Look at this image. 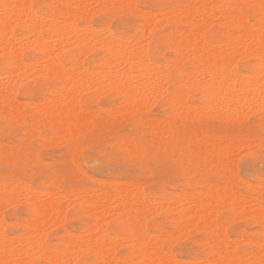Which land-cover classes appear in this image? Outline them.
<instances>
[{
    "label": "bare ground",
    "instance_id": "1",
    "mask_svg": "<svg viewBox=\"0 0 264 264\" xmlns=\"http://www.w3.org/2000/svg\"><path fill=\"white\" fill-rule=\"evenodd\" d=\"M31 1L32 0H0V56L4 58V64L8 68V70L6 71V75L3 74L5 76H0V106L2 104H5L6 107L4 108V112L6 113V115H9L12 118H16L18 116L20 117V106L14 99V95L21 89L24 92L27 91V86H24V84H27L30 78L34 79L35 84L39 86L42 85V78H46L49 81L51 80L53 82L56 81L59 83L58 85L53 84L52 88L50 89L53 97H51L52 95L49 96L51 98L47 97L49 99H45L47 100V103L45 102L46 104L43 101L44 99L42 100V104L45 105L42 106L46 107L48 113L47 117L50 119V122L51 120L63 122L67 121L76 124L80 121V119L82 118L81 112L88 111L85 108L84 110L83 108L79 107L80 101L78 94L82 89L83 91H85V89L99 90L103 88L116 90V93L121 96L122 102L126 103L128 109L130 107H136V105L138 104H144L147 99V101L151 102L149 99L153 98V94H157L156 96L160 97V95L164 93H166V95L169 96V99H171V106L186 105V102L184 103V101H186V98H184L185 100L182 102V96H178L177 91H172V89L168 87L165 88V83H168L169 85L176 84L177 86H182L184 84L187 85L188 83V85L191 86V83H193V89L197 87L198 84L196 83H199L200 87L198 86V88L196 89L200 88L203 91L205 97L207 99L210 98V100L208 99L209 101L207 102L211 101L216 105L218 103L217 96L219 97V95L224 96L225 94H230V98H227L228 96H225V100L222 99L223 102L221 101L222 96L218 98L222 102H219V108L223 109L224 112L228 114H233L236 111L235 107L237 106V111H240V104L245 105V109H247L245 110L246 112L252 111V109L251 111H248L249 108H251L249 107L250 104L254 106L257 103H261V106H263L262 104H264V20L262 17H259V22H257V24L250 23L246 18H244L246 14H240L237 8L233 4H231L229 0H185L186 4L184 5L180 3L179 0H172V7H170L171 9L167 11V14H170L171 16V21H169V24L172 23L173 26H175L173 29L174 31H176L175 35H172V42L165 40L161 36L154 37L153 29L155 28V26H158L159 24L161 25V23L152 25V22L154 20L153 15L156 13H153L151 11L150 14L153 13L151 16L148 13V10H146L147 12L145 11L143 13L142 10H138L135 7L133 3L134 0H91V2L95 3L93 4L94 7L93 5L91 6L93 12L105 13L106 9L108 8L111 10L132 8L134 9V12L136 11L138 14L143 15L145 19L144 22L140 25V29H138L134 35H130L129 37H120L116 34H113L107 26L103 27L102 25L103 28L100 27V29H96V27L94 28L93 26H91L90 23H88L89 16H92L89 12L91 9L88 10L89 8L87 7H89V2L87 3L86 0H47L46 3H48L49 5L47 13L48 16L45 17L47 18L46 20L41 19L42 14L40 13V11L35 10ZM70 8H72L73 10H69ZM164 10H166V8ZM254 10L256 15L262 14L264 16V0H260L259 5H256V8H254ZM161 11L160 15H162L163 17L164 13ZM156 15L159 16V14ZM159 17L157 19L161 18ZM163 18L167 17L165 16ZM215 19H217L216 21L220 24L223 23V25H225L226 28L230 30V32L224 33L223 36H220L217 29L211 28L212 24H214L215 22ZM218 19H221L222 23L218 21ZM76 20H81L86 23L84 24V26L80 27L76 23ZM162 23H164V21ZM17 25H21L25 29L23 35H18V37L16 36L15 32V27ZM150 25L152 29L148 30V27ZM205 28H207L206 31H208L207 35H205L206 33L203 32ZM146 32L147 36L149 35V39H151L153 42L155 41V43H166L170 45V48L174 52V55L176 57L175 59L173 58L174 62L176 61L175 63H171L170 60L160 61L158 59V51L155 48H152L150 46V43H147L148 39L145 41L146 43L143 42ZM220 41H222V43ZM159 46L162 47V45ZM27 47H30L32 51L40 55V57L36 59V63L34 66L32 64V62L34 61L31 62L32 67H30V65H27L30 67H27L28 69L26 68V64L28 62L26 63L22 59V50ZM94 49H100L102 51V55L99 58L100 69H97V71L86 69L81 60ZM249 55H254L258 58V62L256 64L254 63L255 65L252 73L253 76L249 74L252 76L250 80H248L249 78L244 79L242 74L244 72L240 73L235 63L236 59H244ZM186 59L190 61L193 67L192 70H184L183 61ZM15 71L16 73L18 72V74L15 73L14 76ZM12 75L13 77H16V79L12 78ZM188 85L186 86L187 89L182 91L183 94L184 91H188ZM192 88L191 90H193ZM77 92L79 93L77 94ZM194 92L196 91L194 90ZM186 94L188 93L186 92ZM186 94H184L183 97H185ZM150 95L152 97H150ZM122 102L120 107L124 105ZM119 103H117L118 105H116L115 103L117 107L114 106L115 108L111 109H117ZM192 104L196 103H191L190 105ZM190 105H186L185 107L182 106V108L184 107L185 109H183L186 110L187 106H189L190 108ZM36 106H40V108L42 107L38 103H36ZM259 106L260 105L257 106V109ZM135 107L132 109L135 110ZM192 108L193 109L191 110V112H194L195 106ZM200 108L201 110H203L202 106ZM208 108L210 109L211 107ZM219 108L218 110H220ZM89 109L91 110L92 108ZM106 109L109 108L106 107ZM130 109L129 113L131 111ZM146 109L148 110V107ZM183 109L181 110L184 111ZM259 109L262 110V107H259ZM242 110H244V108ZM173 111H176V109L174 108ZM199 111H195L194 115H196V112ZM89 112L90 111L86 112L87 114H83V116H87ZM191 112H188L189 116H193V113ZM210 112L211 114L213 113V111L211 110ZM224 112L221 113L225 115ZM180 114L182 115V117L185 115V113L183 112ZM213 114L215 116V112ZM225 116L227 117L228 115ZM125 117H127V115ZM229 117L230 116H228L227 118ZM239 117L240 119H242L241 115ZM186 118L190 119L187 116ZM223 119H225V117ZM234 119H238V117ZM59 133L60 132L56 134ZM232 142L231 145L234 144ZM248 143L249 142H247V144ZM215 145H217V143ZM231 145L230 148H232ZM235 146L237 147L236 144ZM254 146L255 145H253L252 147L255 148ZM132 147L130 148L132 149ZM250 149L251 148H249L248 150ZM129 151L134 153L135 150L132 151L129 149ZM233 154H230L231 157L234 156ZM231 157L228 155L230 161ZM200 160L201 159H199V161ZM4 180L6 181V179ZM5 181L2 182H4V184L8 182ZM129 183L131 184V182ZM135 183L137 185L139 184L137 182ZM8 184H11L10 181ZM8 184H5V186ZM125 184L126 181L122 185L123 187H121L122 190L119 189V193L116 191L119 194V196H116L118 197V202L116 203H114V199H110V194L112 193V191H110L109 187L108 189L104 187L100 188L99 190H101V192L98 190V192L100 193H98V195L96 194L97 197L92 196L91 193H89L91 195L87 196L83 194L84 196H86V198H83L85 199L84 203L80 205L85 210L83 211V213L86 212L88 213V216L90 215L89 217L92 218V223L84 226L81 235H78L79 233H75L78 236H75L76 239L73 240L71 239V236L74 233L71 234L70 231L68 232L65 230L59 237V243H51L47 240L49 233L47 232L46 227L48 226V224H52L51 220L53 221V218H55V216H63L61 217L63 219L65 215H67L68 206H65L64 202H62V196L64 194H61L60 196L58 195V193H52V195L45 193L38 196V193L36 194V191L34 189L32 190V186L30 187L31 189H29L23 184L26 187L23 189L21 183L18 186L15 184V189L14 187H7L6 189L4 186H2L4 187L2 188L4 190L0 189V202L15 204V202L18 201L19 203L20 201V203L24 205L26 210L25 212H27L29 218L27 217V221H25V223L23 221L24 224L20 225L21 228L18 229L17 234L11 236L6 232L7 230L5 229V226H7V224L5 225L6 222H4L5 220L2 216L3 212H0V264H116L121 257L117 256L115 253V249L117 248L116 244L118 245V243H123L130 249V252H128L130 254L128 256L125 255L130 258V261L127 264H180L179 260H171L172 255H169L170 251L166 253H169V256L165 255L164 257L162 248L158 243L154 242L152 233L148 231L147 224L144 220V218L146 217H144V215L147 214L146 203L149 204L148 202L150 201L144 199L145 197L142 196L141 192L135 191L136 189L132 190L130 187H126L127 184L126 186H124ZM255 184L256 183H254V185ZM226 185L228 186V184ZM259 185L261 186L256 187L255 185L253 188H251V190L255 193H264V184ZM16 186L21 187L22 192H19L20 188L18 189ZM135 186L136 185H134V187ZM124 187L128 189L123 190ZM16 189H18V192L15 191ZM227 189L228 190L225 189L222 192L219 191L220 193L216 192L214 189H211L210 191L212 192L210 197L206 199L204 197L197 199L195 198L194 201L189 200L190 202L188 201V203H185V200L183 199H179L184 203L180 204L179 202H177L179 206L173 205V207L176 206V209L170 208L169 206L171 205L169 202V208L165 205L166 208L164 209L162 208L164 206L161 207L162 204L160 206L158 205L159 208L161 207L162 209H164V211L167 209L166 211L168 213L176 214L175 217H172L175 219L177 229H185L186 232V228H188L189 230V227H195L194 229H197L198 231L203 230L207 235L211 236L210 239H208L211 251L210 255L207 257V259H205L206 261L203 260V263H200V260L198 261L197 259L194 262L192 260L189 264H264V256L262 255L263 253L261 254L262 250L264 249V245L260 246V244L264 241V199L263 197L258 196L247 197L245 195H241L242 193H239L235 186L230 188L228 187ZM39 191L41 192L42 190ZM43 192L44 191H42L41 193ZM94 192H92L93 195ZM116 192L114 194H117ZM76 195L74 196L75 198L78 197ZM70 196L72 197V195ZM70 196L68 195V197ZM82 197L80 196V198ZM212 197H217L221 203H225L235 216L238 215L239 218L240 216H243L242 218L248 217L252 219L253 222L257 221L261 223L260 230H258L259 228L257 229L259 231L258 236L248 237L249 235H243L245 237L243 239L241 237V240H239L243 245V250L246 254H241V256H238L237 253L233 251V249H228L229 241L226 234L223 232L224 229L222 231L217 227L215 214L219 210V208L217 209V206L214 205V200H212ZM112 198H114V196H112ZM70 201H72V198ZM176 201H178V199ZM77 202L78 201H75L73 203L76 204ZM151 203L153 202L151 201ZM218 206L220 205L218 204ZM157 207L155 209H157ZM2 208L3 207H1V209ZM148 208L150 209L149 205ZM151 208H153V205ZM149 209H147V211ZM213 209L214 212L216 210L215 214L214 212H212ZM125 210H129L133 214L126 215L124 213ZM110 214L116 216L117 221L114 223V226L117 227L118 230L122 231V234H120V236L123 235V239L125 242L123 241L121 243H115L117 241H115L114 235L112 237V235L109 233L107 224L105 222V217L107 215L110 216ZM61 218H57V222L60 219L59 223H61ZM175 231H177L176 234L182 232L180 230V232L178 230ZM194 231L193 233H195ZM160 233L162 234V232ZM161 234L159 238L162 236ZM153 235L155 236V232ZM157 237L158 236L155 237L156 240ZM118 241L120 240L118 239ZM125 256L123 255L124 258Z\"/></svg>",
    "mask_w": 264,
    "mask_h": 264
},
{
    "label": "rangeland",
    "instance_id": "2",
    "mask_svg": "<svg viewBox=\"0 0 264 264\" xmlns=\"http://www.w3.org/2000/svg\"><path fill=\"white\" fill-rule=\"evenodd\" d=\"M86 1L87 3L89 2V7H87L89 8L88 10H92L91 6L95 3L91 2V0ZM171 1L172 0L133 1L135 7L138 10H142L143 13L148 10L149 14L151 13V11L153 13L159 14L161 18L156 14L153 15L154 20L152 22V25L161 23V25L159 24L160 26L158 25L159 27L155 26V28L153 29L154 37L161 36L165 40H168L170 42H172L173 36L176 33V31H174L173 29L175 26H173L172 23L169 24V21H171V16L170 14H167V11L171 9L170 7H172L173 4V1ZM46 2L47 0L31 1L35 10L40 11V13L42 14V20H46L47 18L45 17L48 16L47 13L49 4ZM179 2L183 5L186 4L185 0H179ZM229 2L237 8L240 14H246L244 18H246L250 23L257 24V22H259V17H262L264 20V16L262 14L256 15L254 12V8H256V5H259L260 0H229ZM165 8L166 10H164ZM69 10L73 9L70 8ZM91 10L89 12L92 16H89L88 12V16L90 18H88V23H90L91 26H93L94 28L96 27V29H100L102 25L103 27L107 26L113 34H116L120 37H129L130 35H134L137 30L140 29V25L144 22L145 19L143 15L138 14L136 11L134 12V9L132 8L121 10H111L108 8L106 9L105 13H97L93 12V10L91 13ZM160 11L164 13L163 17L166 16L167 18H163L162 15H160ZM152 14H150V16ZM158 17L160 19H157ZM160 20L162 22L164 21V23H162ZM216 20L217 19H215V22L214 24H212L211 28L217 29L220 36H223L224 33L230 32V30L227 29L225 25H223L221 19H218V21H220L222 24H220ZM76 23L81 27L84 26L86 22L76 20ZM148 28V30L152 29L151 25ZM206 30L207 28H205L203 31L204 33H206L205 35L208 34V31ZM15 32L16 36L18 37V35H23L25 29L21 25H17L15 27ZM145 36H147V32L145 33ZM145 36L144 41L143 39L142 41L145 42L148 39L147 43H150V46L158 51L157 57L160 61L170 60L171 63L176 62H174V59L176 57L169 44L155 43V41L153 42L151 39H149V35L147 36L148 38ZM220 42L222 43V41ZM159 45H162V47H160ZM101 55L102 51L100 49H94L90 51L88 55L81 59L84 67L89 70L92 69V71H97V69L99 70V58ZM39 57L40 55L32 51L30 47L22 50V59L26 63L28 62L26 64V68L29 67L27 65H30V67H32L33 64L34 66L36 63V59H38ZM171 59L173 60V62ZM257 62L258 58L254 55H249L244 59H236L235 61L238 71L240 73L244 72L247 76L242 73L243 77L244 79L249 78L248 80L252 78L254 65ZM183 67L184 70L187 69V71L188 69L192 70L193 68L190 61H188L187 59L183 61ZM7 70L8 68L4 64V58L0 56V76L3 74L6 75ZM15 73L16 71L14 72V76ZM16 74H18V72ZM249 74H251L252 76ZM12 78L16 79V77H13V75ZM27 84H24V86H27L26 92L21 89L14 95V99L20 106V117L18 116L16 118H12L9 115H6V113L4 112V108L6 107V105L2 104L0 106V180L5 181L4 179H6V181H8L10 179L9 181L11 183L8 184V181L5 184H8L9 186H5L4 182L0 181V189L4 187L6 189L7 187H14L15 189L14 185L16 184L18 186L21 183L23 189L26 188L25 186H27V188L29 189L32 188V190L34 189L36 191V194L38 193V196L45 193L49 195H52V193H58V195L60 196L61 194H64L62 196V202H64L65 206H68L67 215H65L63 219L61 218L63 216H55V218H53V221L51 220L52 224H48V228L46 227V230L49 233L47 240L51 243H59V237L65 230L68 232L70 231L71 234L74 233L71 236V239H76L75 236L81 235L84 226L92 223V218L89 217L90 215L88 216V213H83V211L85 210L80 205L84 203L85 199L83 198H86L87 195L91 194L92 196L97 197L98 193L101 192V190H99L100 188L104 187L108 189L109 187L110 191H112L113 193L112 194L110 192L112 194H110V199H114L113 201L114 203H116L118 202V197L116 196H119L118 193L120 192V190H122L121 187H123L122 185L126 181L127 186L126 184L124 186L130 187L132 190L136 189L135 191L142 193V196L145 197L144 199L150 201L148 202L149 204L146 203L147 209H149L148 205L150 209L148 211L146 209L147 214L144 215V217H146L144 218V220L147 224L148 231L152 233V236L154 237V242L158 243L162 248L164 257L165 255H168L169 253H166L170 251L169 255H172V257L170 256L171 260H179L180 264H189L192 260L194 262L197 259L198 261L200 260V263H203V260L207 259V257L210 255L211 247L208 243V239H210L211 236L207 235L203 230L198 231L197 229H194L195 227H189V230L191 229L190 231L188 230V228H186V232L185 229H177L175 219L173 218L176 216V214L168 213L166 211L167 209L164 211V209L169 206V203L171 205L169 206L170 208L176 209L175 207L177 205L179 206L177 202H179L180 204L184 202L188 203L189 200L194 201L195 198L197 199L201 197H204L206 199L210 197L212 192L210 191L211 189H214L216 192L220 193L225 189L228 190V187L230 188L233 186L237 188L239 193H242L241 195H245L247 197L258 196L263 197L264 199V193H255L251 190V188H253L255 185L256 187H259L261 186L259 184H264V104H262L263 106H261V103H257L255 104V106L250 104L249 107L251 108H249L248 111H251L252 109L251 112H246L245 110L247 109H245V105L240 104L242 108L239 106V108L241 109L240 111L238 110L239 112L237 111V106L235 107L236 111L233 114H228L225 113L223 109H220L218 104L220 105L219 102H221L222 99L225 100V96H228L227 98H230V94H225L224 96L219 95V97L217 96L218 103L216 105L214 104V102H207L210 100V98H208V100L200 88L196 89L198 88V86L200 87L199 83H196L198 85L195 89L192 88L193 83H191V86L188 85V83V91H184V94H186V92L188 94H186L185 97H183L184 94L182 91L187 89L186 84H184L186 86H177L176 84L169 85L168 83H165V88L168 87L172 89V91H177L178 93H175H177L178 96L181 95L183 97L182 98L180 96L181 99H183L182 102L185 100L184 98H186V101H184V103L186 102V105H190L191 103L196 104H192L193 106L190 105V108L189 106H187V109L184 110V107L186 105H182L184 106V109L182 108V106H171V99H169V96H167L166 93L161 95L158 94L160 95V97L156 96L157 94H153V98L149 99L151 102L147 101V99V102H144V104L146 105H144L143 103L142 105L138 104L136 105V107L134 106L135 110L132 109L134 107H130L131 109H129L131 111L129 113L128 106L126 105V103L122 102V98L118 93H116V90L103 88L99 89L101 91L93 89H85V91H83L82 89L79 91L80 93L77 92V94L79 93V107L83 109L85 108L86 110L90 111V114L88 113L87 115L88 117L83 116V114L86 115V112H88L84 111L81 112L82 118L76 124L67 121L63 122L51 120L50 122V119L47 117L48 113L46 107H43L45 105H43L42 102L44 101V103H47V100L45 99L53 97L50 89L52 88L53 84L58 85L59 83L56 81H49L46 78H42V85L39 86L35 84L34 79L30 78ZM191 88L193 90H191ZM194 90L196 92H194ZM179 92L182 93L180 94ZM201 95H203L205 98ZM152 96L150 95V97ZM155 96L158 98H156ZM221 96L222 98L220 101V99L218 98H220ZM120 101L124 104V108L123 106L120 107ZM36 103L41 106L43 105V108H40V106H36ZM115 103L116 105H118L117 103H119V109L117 108L112 110L113 108H115L114 106H116ZM258 105H260L259 107H262V110L259 109V107L257 109ZM101 106L103 107V109ZM194 106L195 111H199L200 109L201 112H196V115H194L195 111L191 112V110L193 109L192 107ZM201 106L203 110H201ZM216 106L220 110H218ZM106 107L109 109H106ZM147 107L148 110L146 109ZM208 107L211 108L209 109ZM89 108L92 109L90 110ZM174 108L176 109V111H173ZM188 108L189 111L193 113V116H189ZM243 108L244 110H242ZM125 109L128 111H126ZM181 109H183L184 111H182ZM210 110L213 111V113L215 112V116L213 113L211 114ZM220 111L224 112L225 115H228L230 117L227 118L228 116L226 117ZM176 112L178 115L176 114ZM182 112L185 113V115L183 114V117L180 114ZM124 115H127V117H125ZM240 115L242 119H240ZM186 116L190 119L186 118ZM223 116L225 117V119H223ZM231 116H233L234 118L238 117V119H234ZM58 132L60 133L56 134ZM233 139L235 142L233 141ZM240 139L242 140V142ZM226 140L229 142H227ZM230 140H232L233 142ZM231 142L234 144L231 145ZM247 142L249 143L247 144ZM216 143L217 145H215ZM235 144L237 145V147L235 146ZM252 144L255 145V148L252 147ZM230 145L232 148H230ZM130 147H132V149ZM247 148L251 149L248 150ZM129 149L132 151L135 150L134 153L129 151ZM228 151L235 152L231 153ZM230 154H233L234 156L231 157ZM228 155L231 157V161L228 158ZM199 159L201 160L199 161ZM129 182H131V184ZM135 182L139 183L140 185H137ZM254 183L256 184L254 185ZM226 184H228V186ZM134 185L136 186L134 187ZM126 187H124L125 189L123 188V190L128 189ZM17 188H20L19 192L22 190L21 187ZM18 189H16L15 191L18 192ZM39 190H42L44 192L41 193L42 191L40 192ZM98 190L100 192H98ZM91 191L97 192H94L93 195ZM113 191H117L118 193L116 192L117 194H114L115 192ZM78 194L81 197L83 194L86 196L83 195V197L80 198ZM68 195H72V197L70 196L72 198V201H70L71 198L68 197ZM75 195L78 197L75 198ZM112 196H114V198H112ZM171 199L175 201H172ZM177 199L178 201H176ZM179 199H183L185 201L182 202ZM212 200H214V205L217 206L216 208H219L217 212V209L215 208L216 214L214 212V209L212 212H214V214L216 215L217 227L222 231L224 229L223 232L226 234L229 241L228 249H233V251H235L238 256H241V254H246L243 250V245L239 240H241V237L243 239L248 235V237L258 236V230H260L261 223L257 221L253 222V220L248 217L242 218L243 216H240L239 218L238 215V217L235 216L229 209V207L225 203H221L217 197H212ZM75 201L78 202L74 204L73 202ZM151 201L153 203H151ZM12 204L13 203L0 202V212H3L2 216L5 220L4 222H6L5 225L7 224V226H5L7 234L14 236L17 234L18 229L21 228L20 225L24 224L25 221H27V217L29 215L27 214V212H25V207L20 203V201L19 203L17 201L15 202V204ZM218 204L220 206H218ZM152 205L153 208H151ZM158 205H161V207L164 206L162 207L164 209H162L161 207L159 208ZM173 205L176 206L173 207ZM155 206H158L157 209L159 210L155 209ZM1 207L3 208L1 209ZM220 207L221 209L223 207L224 208L221 210ZM124 213L126 215L133 214L129 210H125ZM57 218H61L63 222L61 220V223H59L60 219L57 222ZM116 221V216L112 214L105 217L107 229L112 237L114 235L115 241H117L115 243H121L124 241V239L123 235L120 236V234H122V231L118 230V228L114 226V223ZM171 229L174 231H172ZM175 230H180L184 233L181 232L176 234L177 231ZM192 230H195V233H193ZM154 232L155 236L153 235ZM160 232H162V234ZM75 233L79 234L77 235ZM158 233L164 236H161L159 238L160 234ZM156 236H158V241L155 239ZM118 239L120 241H118ZM122 244H116L117 248L115 249L116 255L119 257L121 256L120 258H122L123 255L128 256L130 254L128 253L130 252L129 247L125 246V244H123L122 246ZM263 245L264 241L260 244V246ZM261 254L264 256V249L262 250ZM127 256H125V258L123 257L122 259L119 258L116 264H127L130 261V258Z\"/></svg>",
    "mask_w": 264,
    "mask_h": 264
}]
</instances>
